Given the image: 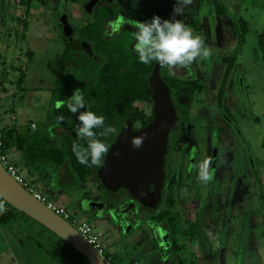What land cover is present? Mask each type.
<instances>
[{
	"label": "flooded vegetation",
	"instance_id": "flooded-vegetation-1",
	"mask_svg": "<svg viewBox=\"0 0 264 264\" xmlns=\"http://www.w3.org/2000/svg\"><path fill=\"white\" fill-rule=\"evenodd\" d=\"M235 1L193 0V3L185 9L184 15L178 17L184 20L194 33L204 36L206 43L208 37L204 34V26L208 25L209 30L212 31L218 26L235 33L238 41L234 49L227 50L226 53L215 50L207 59H197L188 68L175 69L174 77L169 76L166 66H161L157 62L152 66L149 76L158 67L161 78L169 87L170 97L176 109L175 124L168 133L167 147L163 156L164 176L158 203L153 207H147L124 188L108 191L101 187L96 189L95 194L83 195L81 199L76 200L75 204L78 208L74 207V209H78L83 215L93 217L96 221L101 220L111 233L121 235L137 231V239L148 236V248L136 249L134 252L136 254H131L133 257L128 264H168L169 253L179 254L186 250L187 246H194L195 234L189 232L197 229L201 236L202 252L209 258L206 263L220 264L221 259L216 256V250L212 254L213 244L215 248L218 244H222L224 239L221 241L220 233H230L229 236L233 237L240 232L232 216L236 214L232 213V210L237 201L249 202V193L258 198L264 225V191L260 186L261 173L258 171V162L253 159L249 147L247 137L249 118L248 116L235 118L222 105L224 86L227 85L232 74L234 75V65L237 64L249 30L246 17L249 4ZM173 4L174 0H138V3L136 0H71L70 11L73 17L68 23L72 28V43L65 44L63 50L64 62L67 64V72L64 74L70 73V68L77 63L76 57H80L81 61H85L87 57L95 61L98 59L90 39L83 34L84 28L99 27L104 41L119 39L128 43L132 51L135 34L128 23L132 19L150 20L153 15L168 19ZM228 22L230 26L227 25ZM242 24L245 25V31ZM263 30L264 27L256 37L258 46L260 39L262 42L264 40ZM211 38L213 41L210 44L216 45L215 36L211 35ZM82 42L88 45L90 54L80 47ZM65 50L71 51L66 53ZM67 54L69 59L65 58ZM248 60L246 58L244 62ZM253 60L263 66L264 45L261 56L254 55ZM211 62L214 65L219 62L224 67L221 86L212 98L214 102L210 106L211 112H206L203 118L199 113L191 116L183 100L188 99L189 104L190 99L192 102L197 99L195 93L200 95L204 92L206 88L204 80L206 75L210 76ZM236 80L238 84L240 83L238 99L241 108L247 111L249 108L247 94L248 90L251 92V84L245 85L240 75ZM167 81L171 83L175 81L182 86L172 89ZM191 87L194 88L192 93H190ZM76 89L81 90L80 87ZM151 104L148 117L137 113L138 107H131L130 111H126L130 114L134 130L146 126L153 119L152 97ZM140 119H143L144 123ZM221 150L224 153L223 157L219 154ZM206 158H211L213 161L211 165L213 179L204 185L199 181L196 182L195 172L197 162ZM219 168L220 172H218ZM249 168L252 170V172L250 170L251 174ZM249 184L255 186V192L249 190ZM239 198L242 200H238ZM90 199L101 204L99 210L87 203L86 200ZM81 202H84V211L81 210ZM174 207H179V210H174ZM221 215L224 216L223 220H219ZM177 235H180L181 240L177 239ZM231 245H235L234 240L231 241ZM218 252H221L220 249Z\"/></svg>",
	"mask_w": 264,
	"mask_h": 264
},
{
	"label": "rangeland",
	"instance_id": "rangeland-1",
	"mask_svg": "<svg viewBox=\"0 0 264 264\" xmlns=\"http://www.w3.org/2000/svg\"><path fill=\"white\" fill-rule=\"evenodd\" d=\"M70 1L31 0L29 14H24L25 7L20 5L19 0H0V87L5 89L3 93L0 92V130L7 125H12L22 134H44L48 139L47 147L59 146L65 139L64 134L57 132V128L63 126V123L52 118L54 109L62 104L61 101H52V89L55 87L58 76L67 72V64L63 58L65 42L61 38V30L57 23L61 4L67 13V19H72ZM235 2L249 4V11L246 13L249 30L246 34V43L238 56L237 64L234 65V75L232 74L227 85L224 86L222 105L235 118L244 116L249 118L247 131L249 147L253 159L258 162V171L261 173L260 186L264 191V62L262 66L253 60L254 55L260 57L262 53L256 37L264 27V0H236ZM20 9L22 10L20 18L26 19L25 31L22 30L21 20L16 19ZM227 25L230 26V23L228 22ZM203 31L208 37L207 45L210 46L211 52L218 50L226 53L227 50L234 49L238 41L235 33L218 26L212 31L207 25L204 26ZM23 32H25L24 38L21 36ZM211 35L215 36L217 46L210 44L213 41ZM79 58L76 57V62ZM246 58L249 59L248 62H244ZM19 69L24 73L20 86L16 84ZM2 70L6 71L4 76ZM223 73L224 67L219 62L215 65L211 62L210 76L206 75V78L203 76L206 87L204 92L200 95L195 93L197 99L193 102L190 99L189 104L188 99L183 100L188 106V114L192 116L199 113L203 118L206 112H211L210 106L214 102L212 98L221 86ZM238 75L243 78L245 85L251 84V92L248 90L247 94L249 99L247 111L241 108L238 99L240 86L236 80ZM86 82L88 81L84 78L78 80L82 91ZM151 105L148 99L136 100L132 103V108L138 107L137 113L148 117ZM31 123H34L35 127H31ZM10 154L14 156L13 159L10 157L12 161L20 167L23 164L21 157L14 150ZM219 154L223 157L224 153L221 150ZM38 163L39 168L36 171L23 170L22 173L39 188L46 186L42 181L43 177L48 183L55 181L60 174L67 180L69 176L67 171L60 173L48 161ZM25 168L28 169L29 166L25 165ZM250 170L249 168V174L252 172ZM197 176L198 170L195 172L196 182L199 181ZM80 183L84 186L76 189L68 184L61 187L62 192L57 202L70 208L77 207L74 198L76 192L83 189L86 190V195H93L100 187L89 177ZM80 183L78 182L79 185ZM249 190L255 192V186L249 184ZM234 205L232 213L236 215L232 214V216L240 232L233 237L229 236L230 233H220L219 238L221 241L224 240L216 248L213 244L212 254L216 250V256L221 259L220 264H264V225L258 198L249 193V202L237 201ZM74 207L73 210L79 214V210ZM174 210H179V207H174ZM80 217L93 225L94 231L106 249L105 254H110L113 258L110 264H128L133 257L131 254L136 249L143 250L149 246L148 236L137 239V231H131L127 233L128 235L113 234L101 220L96 221L93 217L82 213ZM223 218L224 216L221 215L219 220ZM189 233L195 234L194 246H187L186 250L179 254L169 253L168 264H207L209 258L202 252L200 245L202 241L198 229ZM177 239L181 240L180 235H177ZM232 240L235 245H231ZM219 249L221 252H218ZM250 249H254L255 252L249 254ZM62 250L71 251L56 236L30 219L21 218L15 223L0 226V264H74L75 256L72 254L69 257L62 253Z\"/></svg>",
	"mask_w": 264,
	"mask_h": 264
},
{
	"label": "trees",
	"instance_id": "trees-1",
	"mask_svg": "<svg viewBox=\"0 0 264 264\" xmlns=\"http://www.w3.org/2000/svg\"><path fill=\"white\" fill-rule=\"evenodd\" d=\"M20 5L25 7V14H29L31 0H19ZM22 30L25 31L26 19H22ZM244 31L245 25L242 24ZM83 34L90 39L94 52L98 55V59L92 60L88 57L85 61L80 59L70 68V73L59 75L55 87L52 89V101H61L62 104L55 108L52 112V118L63 123L62 134L65 139L59 146L47 147L48 139L43 134H22L15 126H6L1 131L5 150L12 146L23 152L25 159L24 164L29 166V171H36L39 168V161H48L59 172L64 168L68 174L77 179L80 183L86 177L93 182L98 183L101 188L106 189L98 174V168L89 167L80 164L76 156L72 152L73 143H83L78 141L75 135V127L78 125L75 114L68 111L67 101L73 94V91L79 87L78 80L84 78L86 85L83 93L88 102L89 109L103 115L105 123L113 125L119 120V117L126 111H130L132 103L136 100L151 101V87L149 85V74L155 61L149 65L141 64L136 55L129 49L128 43H124L119 39L104 41L99 27L89 26L83 29ZM24 38L25 32L21 34ZM259 46L263 50L262 39ZM71 50H65L69 53ZM69 59V55L65 56ZM20 70V69H19ZM24 73L20 70L16 84L20 86L23 82ZM168 85L172 89L182 86L181 83L175 81L169 82ZM190 88V93L193 91ZM63 116L60 120L58 117ZM134 120V119H133ZM142 123H144L143 119ZM150 121V119H148ZM99 131V130H97ZM17 165V164H16ZM109 191V190H108ZM0 226L15 223L21 218L30 219L33 223L39 224L23 212L11 206L0 197ZM43 229L49 231L56 236L71 251L65 253L67 256H75L74 264H89V260L67 244L56 234L39 224ZM63 249V248H62ZM113 259V258H112Z\"/></svg>",
	"mask_w": 264,
	"mask_h": 264
},
{
	"label": "water",
	"instance_id": "water-1",
	"mask_svg": "<svg viewBox=\"0 0 264 264\" xmlns=\"http://www.w3.org/2000/svg\"><path fill=\"white\" fill-rule=\"evenodd\" d=\"M57 26L65 44H71L72 28L63 4ZM262 36L264 39V30ZM80 47L91 53L86 43L82 42ZM157 68L148 80L153 102V119L146 126L134 130L130 114L124 112L120 120L113 124L119 129V133L108 138L107 142L111 147L103 167L98 168L99 178L106 189L117 191L124 188L147 207H153L159 201L164 176L163 156L168 133L176 120V109L170 97L169 87ZM142 136H146L142 147L133 148L132 138ZM0 197L64 240L86 257L89 264H109L68 221L36 199L1 164ZM86 201L99 210L100 203L93 199ZM81 210H85L84 202H81Z\"/></svg>",
	"mask_w": 264,
	"mask_h": 264
},
{
	"label": "clouds",
	"instance_id": "clouds-1",
	"mask_svg": "<svg viewBox=\"0 0 264 264\" xmlns=\"http://www.w3.org/2000/svg\"><path fill=\"white\" fill-rule=\"evenodd\" d=\"M192 3L193 0H174L170 18L153 15L150 20L132 19L128 23L135 34L132 51L141 64L149 65L155 61L161 66H166L169 76L174 77L175 69L188 68L197 59H207L212 55L204 36L194 33L184 20L178 19ZM66 103L68 111L75 114L78 121L75 127L76 138L78 141H83L82 144L72 145V152L77 161L89 167H103L111 147L107 140L117 135L119 129L114 125L106 124L103 115H98L89 109L84 93L80 89H75ZM58 119L63 120L64 117L60 116ZM145 139L146 136L133 137L132 147L137 149L142 147ZM212 163L211 158H206L196 164L197 179L204 185L213 179Z\"/></svg>",
	"mask_w": 264,
	"mask_h": 264
},
{
	"label": "built area",
	"instance_id": "built-area-1",
	"mask_svg": "<svg viewBox=\"0 0 264 264\" xmlns=\"http://www.w3.org/2000/svg\"><path fill=\"white\" fill-rule=\"evenodd\" d=\"M31 127H35L34 123H31ZM0 164L7 170V172L29 193H31L36 199L43 202L49 209L54 213L61 216L63 219L68 221L71 226H73L80 235H82L86 241L92 245V247L98 252V254L105 259L109 264L112 262V256L105 254L106 249L100 241L99 236L94 231L93 225L80 217L73 209L66 205L60 204L51 198L49 193L45 189L39 188L31 180L27 179L23 175L19 166L16 165L14 161L10 158L7 151L5 150V145L0 131Z\"/></svg>",
	"mask_w": 264,
	"mask_h": 264
},
{
	"label": "crops",
	"instance_id": "crops-1",
	"mask_svg": "<svg viewBox=\"0 0 264 264\" xmlns=\"http://www.w3.org/2000/svg\"><path fill=\"white\" fill-rule=\"evenodd\" d=\"M22 7V6H21ZM21 10V9H20ZM18 11V13H20V14H18V16L16 15V19L17 20H22V18H20L21 17V13H22V10L21 11ZM13 12V11H12ZM17 14V13H16ZM24 14H25V12H24ZM0 57H1V55H0ZM5 73H6V71H4V70H2V75L4 76L5 75ZM4 88H1L0 87V92L1 93H3L4 92ZM8 127H9V125H7ZM6 127V126H5ZM62 131H63V128H61V127H58L57 128V132L58 133H62ZM14 150V152L16 153V154H18L20 157H21V161H22V163L23 164H21V166H20V169H21V171H27V170H29V169H26L25 168V164H24V162H25V160L23 161V157L24 156H21V155H23L22 153V151L21 150H19V149H17L16 148V146H12L11 148H9L8 150H7V153H8V155L13 159V155H11L10 154V152L11 151H13ZM18 166V165H17ZM65 168L62 170V171H60V173H65ZM69 175V174H68ZM25 176H27V175H25ZM70 176V175H69ZM68 176V178H67V180H66V177L64 176V178H63V176H61V174L58 176V178H56V180L55 181H53V182H49L48 183V181L46 180V178H44L43 177V179H42V181L44 182V184L46 185V186H44L42 189H45L48 193H49V195L51 196V198L52 199H54L55 201H58V199H59V194L62 192V188L61 187H63V186H65L66 184H68V185H70V186H73L75 189L76 188H80V187H82V186H84V184H81L80 183V185L78 184V181H77V179H74L73 177H69ZM47 181V182H46ZM67 181V182H66ZM55 186V187H54ZM47 189H49V190H47ZM85 189V188H84ZM83 195H86V190H83V189H80L79 190V192L77 193H75V195H74V198L76 199V200H79V199H81V197L83 196ZM89 195H91V194H89ZM69 208H70V206H68ZM74 207V206H73ZM73 207L71 208V209H73ZM76 212V211H75ZM253 252H255V250L254 249H250L249 250V254H251V253H253ZM110 255V254H109Z\"/></svg>",
	"mask_w": 264,
	"mask_h": 264
}]
</instances>
